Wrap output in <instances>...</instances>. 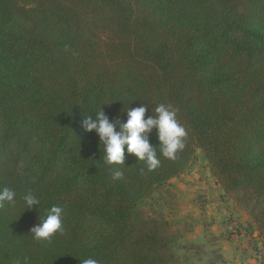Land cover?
Returning a JSON list of instances; mask_svg holds the SVG:
<instances>
[{"label": "trees", "instance_id": "1", "mask_svg": "<svg viewBox=\"0 0 264 264\" xmlns=\"http://www.w3.org/2000/svg\"><path fill=\"white\" fill-rule=\"evenodd\" d=\"M160 104L187 131L176 159L154 128L157 168L126 148L123 166L105 164L86 116ZM198 152L264 250V0H0V189L16 192L0 208V264H187L180 233L141 205ZM54 205L65 233L35 241Z\"/></svg>", "mask_w": 264, "mask_h": 264}, {"label": "clouds", "instance_id": "2", "mask_svg": "<svg viewBox=\"0 0 264 264\" xmlns=\"http://www.w3.org/2000/svg\"><path fill=\"white\" fill-rule=\"evenodd\" d=\"M68 46H65V50ZM108 104V103H106ZM104 104V105H106ZM145 105L126 110V120H110L105 114L102 106L95 112V119L87 115L82 121V127L86 132L93 130L99 137V142L103 146L104 163L107 165L123 166L125 162V148L127 153L134 154L138 161H143L149 171L157 168L161 161L158 158L156 146L150 144L149 135L156 129L159 141L160 155L175 160L177 153L185 148V138L187 131L177 120L176 111L170 106L160 104L156 106V115H149ZM123 171L117 167L113 171L112 179H123ZM16 192L5 187L0 189V208L5 204H15ZM25 208L33 205H40V200L27 192L23 196ZM65 209L62 206H52L44 219H40L38 225L30 229V236L38 242L51 243L56 235H63L65 228L63 225V214ZM16 264H20L19 261ZM80 264H99L94 258H87L80 261Z\"/></svg>", "mask_w": 264, "mask_h": 264}, {"label": "rangeland", "instance_id": "3", "mask_svg": "<svg viewBox=\"0 0 264 264\" xmlns=\"http://www.w3.org/2000/svg\"><path fill=\"white\" fill-rule=\"evenodd\" d=\"M212 175L210 174V171L207 167V162L204 158V155L201 152H198V158L196 164H194V168L191 171L186 172L185 174L181 175L178 178L172 179L166 184H164L162 187H160L156 193L153 195V197L144 202L141 205V209L143 210V213L146 216H152V217H163L167 219L171 224L173 230L180 233V240L175 245V251L176 254L187 264H209V262L212 260L210 257V251L204 252V248L200 244L193 245L192 237L196 234V232L200 231L204 226L202 224V221L204 219L201 218L199 213H196L195 211H189L188 213H182L184 211L183 208H186L188 206L199 209L197 206L199 202V198L197 195H192L193 188L190 186L191 190L187 193H184L186 195V200L184 199V195H180L177 193L178 186L182 187L185 182L191 183L194 181H208L211 180ZM214 182V181H213ZM184 187V186H183ZM192 195V197H191ZM190 196V197H188ZM227 199L232 202L228 197ZM186 203V204H184ZM185 205V206H184ZM197 209V210H198ZM235 209V208H234ZM236 210V209H235ZM190 216V214H195ZM240 213L236 210L235 216H230L229 214L225 216V218L222 216L220 220L225 221L222 225L223 228L227 229V233L232 235H242L247 233L249 236L252 237L255 229L252 230V227L250 226V221L248 216L241 217ZM248 218V220L246 219ZM205 220H208V222H211L213 224L214 219L207 218ZM219 221V220H218ZM231 229L228 231L230 225ZM229 225V226H228ZM239 235V236H240ZM238 236V237H239ZM255 238L252 239V241ZM196 242V241H195ZM258 241H255V244H257ZM254 244V243H253ZM253 252L255 253V256L257 257L255 260V263L264 264V253L263 249H257L259 247L253 245ZM191 249H196L194 252L191 251ZM257 249V251L255 250ZM256 251V252H255ZM230 255V254H228ZM206 257L207 260H204ZM259 257V258H258ZM188 260V261H186ZM209 261V262H208Z\"/></svg>", "mask_w": 264, "mask_h": 264}, {"label": "crops", "instance_id": "4", "mask_svg": "<svg viewBox=\"0 0 264 264\" xmlns=\"http://www.w3.org/2000/svg\"><path fill=\"white\" fill-rule=\"evenodd\" d=\"M211 177L212 179L208 181L198 180L192 182V184L185 182L182 187L178 186L177 188V193L184 195L186 202L189 198L186 199V195L184 193H187L191 190L190 186L193 188L192 195L195 192L199 198L200 203L197 204L199 207V209L197 208L198 210L188 206L186 211L185 208H183L184 211H182V213L195 211L196 213L200 214L202 219H204L202 221L203 225H201L204 227L200 231L196 232V234L192 237L191 243L195 246L196 244H200L202 248H204V252H207L208 250L210 251V257H212V260L210 262L208 261L209 264H214L216 261L220 260L224 261L226 264H257L254 260V258L256 259L257 257L253 252V245L259 247L257 248L258 250L263 249L259 241L257 231H254L252 237L245 232L243 235L242 233L241 235L239 234L240 236L238 235V237L235 234H228L233 233L231 232L232 230H230L231 225L229 224L230 227L228 231L230 230V232H226L227 229L222 227L225 221L220 219L222 216L225 218V216L228 214L230 216H235L236 210L234 209V204L224 196L221 186L216 182L213 176ZM196 213L190 214V216L196 215ZM240 215L241 217L247 216L245 213H240ZM209 217L210 219H214L213 224L208 222V220H205ZM246 219L248 220V218ZM253 238L255 239L252 241ZM255 241H258L257 244H255ZM257 249L255 250L257 251ZM195 250L196 249H191L193 252ZM204 260H207L206 257Z\"/></svg>", "mask_w": 264, "mask_h": 264}, {"label": "water", "instance_id": "5", "mask_svg": "<svg viewBox=\"0 0 264 264\" xmlns=\"http://www.w3.org/2000/svg\"><path fill=\"white\" fill-rule=\"evenodd\" d=\"M214 264H226L224 261L220 260V261H216Z\"/></svg>", "mask_w": 264, "mask_h": 264}]
</instances>
